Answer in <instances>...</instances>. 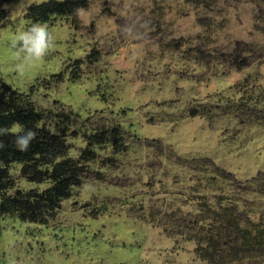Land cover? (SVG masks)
<instances>
[{
	"label": "rangeland",
	"instance_id": "rangeland-1",
	"mask_svg": "<svg viewBox=\"0 0 264 264\" xmlns=\"http://www.w3.org/2000/svg\"><path fill=\"white\" fill-rule=\"evenodd\" d=\"M45 1L2 4L0 89L26 95L83 172L46 224L0 214V264H264V248L202 259L214 232L194 223L224 198L264 229V0H86L45 22L54 47L20 77L12 41ZM21 168L6 195L50 185Z\"/></svg>",
	"mask_w": 264,
	"mask_h": 264
},
{
	"label": "trees",
	"instance_id": "trees-1",
	"mask_svg": "<svg viewBox=\"0 0 264 264\" xmlns=\"http://www.w3.org/2000/svg\"><path fill=\"white\" fill-rule=\"evenodd\" d=\"M5 1L0 0V23L5 17L2 8ZM84 4L86 0H47L30 6L25 19L31 25L45 23L51 16L71 14ZM25 96L8 86L0 89V128L8 129L7 134L0 135V144L3 145L0 147V214L14 215L24 222L46 224L60 202L69 197L71 188L80 183L83 168L81 162L64 158L66 145L63 138L41 124L44 114L37 111ZM14 126L19 127L15 133L12 132ZM29 129L37 135L28 150L22 152L16 148L14 141L17 135H23ZM105 137L104 133L90 136L88 144L101 143ZM116 141L114 137L113 142ZM88 153L87 150L83 152L80 160H90L92 157ZM12 163L22 164V175L29 182L48 180L50 185L41 191L16 190L14 194L6 195L11 186L9 165ZM223 200L218 198L214 210L205 201L194 220V223L201 224V230L214 232L205 245L199 243L198 249L199 256L209 263H215L214 259L226 251L239 254L264 248V229L254 225L249 228L242 226L240 216L235 210L225 208Z\"/></svg>",
	"mask_w": 264,
	"mask_h": 264
},
{
	"label": "clouds",
	"instance_id": "clouds-1",
	"mask_svg": "<svg viewBox=\"0 0 264 264\" xmlns=\"http://www.w3.org/2000/svg\"><path fill=\"white\" fill-rule=\"evenodd\" d=\"M54 44L55 38L46 23H34L27 30L16 34L12 41V46L16 49L14 65L16 73L23 77L29 68L42 64ZM17 128L18 126H14L12 132L15 133ZM7 133L8 129L0 128V135ZM36 135L37 133L31 129L23 135H17L14 141L16 148L22 152L27 151ZM0 147L3 145L0 144Z\"/></svg>",
	"mask_w": 264,
	"mask_h": 264
}]
</instances>
